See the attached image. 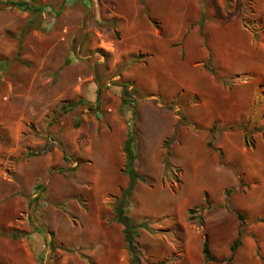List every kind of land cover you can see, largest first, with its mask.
I'll return each mask as SVG.
<instances>
[{
  "label": "rangeland",
  "instance_id": "obj_1",
  "mask_svg": "<svg viewBox=\"0 0 264 264\" xmlns=\"http://www.w3.org/2000/svg\"><path fill=\"white\" fill-rule=\"evenodd\" d=\"M37 1V17L0 5V264H130L113 211L133 110L121 83L137 89L146 167L125 207L146 224L134 229L140 263L180 264L208 239V211L243 214L227 202L264 178V0ZM208 124L232 185L187 203Z\"/></svg>",
  "mask_w": 264,
  "mask_h": 264
},
{
  "label": "crops",
  "instance_id": "obj_2",
  "mask_svg": "<svg viewBox=\"0 0 264 264\" xmlns=\"http://www.w3.org/2000/svg\"><path fill=\"white\" fill-rule=\"evenodd\" d=\"M226 23H224V30L225 26L228 25ZM220 30L223 29L220 28ZM211 124H208L204 133L200 134V155L194 161L192 175L196 183L195 191L192 194H188L186 198L187 203L200 204L205 193L213 200H216L222 191L232 185V181L228 180V176H230L229 169L225 168L222 170L221 163L223 162L219 163V155L212 153L213 149L211 148H219L222 143L219 144L217 142L214 145L212 143L210 145V140L212 137L215 138L216 135L212 136L214 132L210 130ZM152 147L149 146V151ZM192 149L194 148H192L187 139H182L180 144L174 146V150L182 151L181 153L185 157H187V154ZM137 151L138 158H136L135 167L137 172L143 176L146 173V167L142 164L144 162L141 161V158L139 159L141 153H139V150ZM138 161L141 163L138 164ZM255 173L259 176L258 172ZM259 177L261 178H259L256 184L246 188L242 193H234L227 202L230 209L237 208L244 211L246 232L243 236L242 244L244 243L245 246H249V251L243 248L241 244L236 250L233 259L228 263L227 259L231 254L230 246L238 236V227H240L241 220L237 213L230 212L228 209L218 207L219 205H217V207L211 208L208 211L205 223V231L208 235L207 243L214 259L206 260L202 252L203 243L201 246L199 245L200 247L195 244L192 247V249H195V252L188 253L180 264H264L261 259V257L264 259V178L263 176ZM139 181L141 182V180ZM139 190L138 188V194L140 195ZM142 245V250L148 253L159 252L154 245L149 243ZM258 246L262 247L261 251L257 249ZM242 253L245 256L244 261H241Z\"/></svg>",
  "mask_w": 264,
  "mask_h": 264
},
{
  "label": "trees",
  "instance_id": "obj_3",
  "mask_svg": "<svg viewBox=\"0 0 264 264\" xmlns=\"http://www.w3.org/2000/svg\"><path fill=\"white\" fill-rule=\"evenodd\" d=\"M65 3V2H63ZM0 5L4 7H10V8H17L21 11H27L33 16H39L43 11L46 10L47 6L45 4L39 3L37 0H0ZM63 4L59 6V8L55 7H50V9L55 13V15L60 14V10L63 8ZM21 51V47H19L18 52L16 54V59L18 58V55ZM73 61V56L69 55L67 58V63ZM19 62H22V60H19ZM3 67V63H1ZM215 77L218 78L219 72L218 70L214 67V64L212 61L208 58L207 62L204 65ZM122 88V95H121V105L122 108L125 107L126 104L132 103V113L131 117L128 120L127 123V132H126V139L123 144V151L125 154V161L122 167V172L127 176V184L124 187V189L121 191L118 199L115 201L114 204V218L116 221H118L122 226H123V238L125 242V247L127 249L128 255H129V261L130 264H141L140 263V250L138 248L137 242L135 240V234H134V229L138 226L145 227V223H141L139 225H135L130 221V217L126 213V205H128V197L130 196L131 192L133 191V188L135 186V183L137 180H144V177L140 175L135 167V162L137 158V151L135 149V140H136V129H135V118H136V113H135V104H136V99L133 96V93L137 92V89L132 87L129 89L128 84L126 83H121L120 84ZM98 100V98H97ZM74 104H71L70 106H73ZM134 111V112H133ZM182 117H185V115L182 114ZM215 128L214 125L211 127V131ZM232 128V126H231ZM166 155L169 157L170 155V148L168 145H166ZM40 151H37L36 154H38ZM169 161L167 159L164 160V167H167L169 165ZM233 190H228L226 192L227 196L233 194ZM197 208L195 207L194 209H191V211L196 210ZM238 217L241 220V228L239 229L238 236L234 239L230 246L231 254L228 257V263L233 259V256L238 249V247L242 243V238H243V230H244V224H245V218L244 215L241 213H238ZM38 232H41L39 229H37ZM13 237H17V234H12ZM202 252L204 255V258L206 260H213L214 257L211 255L207 240L203 242L202 246ZM261 257V255H259ZM264 263L263 257H261Z\"/></svg>",
  "mask_w": 264,
  "mask_h": 264
}]
</instances>
